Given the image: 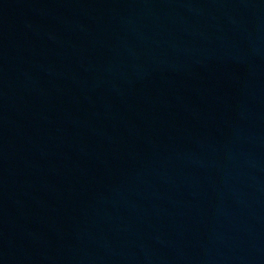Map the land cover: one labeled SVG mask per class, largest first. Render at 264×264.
<instances>
[{
  "label": "water",
  "instance_id": "obj_1",
  "mask_svg": "<svg viewBox=\"0 0 264 264\" xmlns=\"http://www.w3.org/2000/svg\"><path fill=\"white\" fill-rule=\"evenodd\" d=\"M0 264H264V0H0Z\"/></svg>",
  "mask_w": 264,
  "mask_h": 264
}]
</instances>
